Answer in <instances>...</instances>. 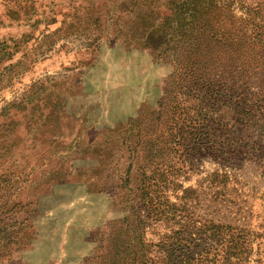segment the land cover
I'll return each instance as SVG.
<instances>
[{"label":"rangeland","instance_id":"374dc122","mask_svg":"<svg viewBox=\"0 0 264 264\" xmlns=\"http://www.w3.org/2000/svg\"><path fill=\"white\" fill-rule=\"evenodd\" d=\"M182 1L0 0V109L20 103L0 113V169L26 179L1 209L0 264H184V237L217 246L225 229L206 220L249 235L246 264H264L257 134L227 129L240 153L187 159L153 119L184 65L128 43L144 13Z\"/></svg>","mask_w":264,"mask_h":264},{"label":"trees","instance_id":"16d2710c","mask_svg":"<svg viewBox=\"0 0 264 264\" xmlns=\"http://www.w3.org/2000/svg\"><path fill=\"white\" fill-rule=\"evenodd\" d=\"M154 15L159 18L150 17V13L140 17L139 32L128 43L150 49L159 59L184 65L174 70L179 77L170 79L164 103L153 111L157 126L170 129L169 142L188 149L189 160L204 154L226 159L241 149L226 143L229 139L222 133L250 129L257 134L250 150L264 155V0H184L172 2L169 9ZM18 105L8 101L0 113L7 115L9 109L18 110ZM3 150L5 147H0V159L5 156ZM18 173L0 169V216L1 209L9 213L15 209L12 198L26 180L21 177L23 172ZM185 191L192 192V188ZM203 224L225 230L217 235L212 255L207 247L199 248L204 244L201 236L184 237V264H223V259L232 264L247 263L249 235H230L229 224L212 220ZM19 225L22 223L14 221L13 231ZM217 255L222 260L217 261ZM167 257L170 264H177L175 257ZM148 261L144 255L124 257L121 264H152Z\"/></svg>","mask_w":264,"mask_h":264}]
</instances>
